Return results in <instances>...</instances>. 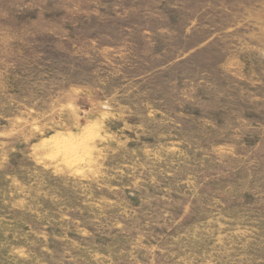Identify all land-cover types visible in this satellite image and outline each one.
Returning <instances> with one entry per match:
<instances>
[{
	"label": "rangeland",
	"instance_id": "1",
	"mask_svg": "<svg viewBox=\"0 0 264 264\" xmlns=\"http://www.w3.org/2000/svg\"><path fill=\"white\" fill-rule=\"evenodd\" d=\"M0 264H264V0H0Z\"/></svg>",
	"mask_w": 264,
	"mask_h": 264
}]
</instances>
